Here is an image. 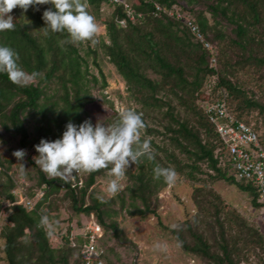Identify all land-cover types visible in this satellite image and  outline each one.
Returning <instances> with one entry per match:
<instances>
[{
  "label": "trees",
  "instance_id": "obj_1",
  "mask_svg": "<svg viewBox=\"0 0 264 264\" xmlns=\"http://www.w3.org/2000/svg\"><path fill=\"white\" fill-rule=\"evenodd\" d=\"M183 1L192 5L189 7L192 19L212 44V51L195 40L189 28L175 16L153 14V2L171 9L173 4ZM103 4L112 7L105 16L100 14ZM88 5L92 15L101 17L107 41L100 40V47L125 82L128 100L136 106L133 109L142 113L146 124L142 136L150 140L156 159L149 162L142 158L136 172L127 171L130 183L114 198H106V203L95 195L91 185L97 178L106 177L107 170L87 173L82 187L68 179H50L40 173L37 190L43 193L27 209L15 203V194L11 192L15 182L7 175L0 156V175L5 176L4 180L0 177V211L7 212L6 223L0 227V240L7 264H70L71 256L73 264H80L77 249L70 246L69 239L63 236L62 242L52 247L48 229L53 230L41 224L42 218L57 210L51 200L59 197L62 188L65 191L61 192V199H68V207L74 214L64 227L55 230L56 234L71 233L73 216L82 213L93 216L104 233L112 231L119 238L118 223L112 217L121 210L140 218L156 214L157 194L168 185L162 179H153L157 163L173 167L178 179L192 186L190 196L195 212L178 222L183 230L177 233L164 226L175 241L179 237L184 252L203 264H240L253 253L264 264L263 235L237 210L228 207L211 183L224 180L233 184L249 195L253 207L260 208L257 186L238 181L231 174L227 144L206 113L207 104L219 99L216 93L222 88L227 93L230 112L248 124L264 146V117L259 118L264 114V102L249 96L254 92L252 85L262 88L264 94V0H137L129 5L133 20L122 4L88 0ZM47 8L52 5H39L38 10L30 7L23 13L19 7L13 9L16 29L0 32V45L19 54L18 63L26 72L39 73L25 86L12 83L6 73H0L1 142H6L4 134L11 131L20 136V146L27 147L29 116L39 123L36 130L40 134L62 135L67 122L79 125L88 119L84 107L94 100L93 85L89 82H98L97 78H87L85 60L77 44L63 43L68 38L66 32L49 31L44 35L42 13ZM22 15L31 23L24 24ZM120 20H124L123 26ZM213 56L215 65L211 62ZM98 71L99 88L104 89L107 82ZM208 86L210 96L205 94ZM107 102L113 109L112 102ZM118 115L113 111L111 121L105 124L117 120ZM52 126L56 128L54 132ZM41 138L44 136L38 137L35 145ZM34 193L26 195L31 198ZM4 202L8 204L3 209ZM116 202L117 209L113 208ZM76 223L81 226L79 220ZM76 240L81 242L83 238L77 236ZM102 246L105 253L113 252L106 245V238ZM105 259L107 264L113 263L108 256Z\"/></svg>",
  "mask_w": 264,
  "mask_h": 264
},
{
  "label": "rangeland",
  "instance_id": "obj_2",
  "mask_svg": "<svg viewBox=\"0 0 264 264\" xmlns=\"http://www.w3.org/2000/svg\"><path fill=\"white\" fill-rule=\"evenodd\" d=\"M130 5L137 0H120ZM186 8L184 10L182 6ZM192 5H187L185 1L180 4H173L172 10L179 12L181 16H186L192 18V11L189 7ZM197 6H193V8ZM112 7L108 4H103L100 7L101 16L108 15ZM170 12V14L173 13ZM130 12V11H128ZM95 17V16H94ZM96 18V17H95ZM100 18V19H99ZM96 18L99 25V32L96 37V43L84 42L77 44L79 48V54L83 56L85 60V65L87 67V78H92L95 76L98 82L90 81L89 85L93 88L91 89L94 100L87 103L84 107L86 111L87 118L95 125L97 121L107 122L111 121V115L113 111H117L123 107L135 108V104L128 100V93L126 91L125 82L117 74L115 67L109 62L107 56L103 53L100 47V40L107 41L105 34L104 24L101 22V17ZM212 46V44H211ZM213 47V46H212ZM214 49V48H213ZM98 70H101L105 76L107 85L104 89H100L101 77ZM216 78V77H215ZM212 81H215L213 79ZM264 87V86H263ZM262 88H258L252 85L253 94L250 93L249 96L256 98L257 100L264 102V94L261 91ZM205 94L210 96L211 88L206 87ZM107 101L112 102L113 109ZM255 114L257 113L254 112ZM39 117V115H37ZM264 114L259 116L261 119ZM264 121V118H263ZM39 123L35 118L29 116L26 120V127L29 132V144L27 147H22L19 144L20 136L13 134L11 131L4 134V140L6 142L0 141V156L1 160L6 167L7 175L15 182L14 190L18 192L16 197L19 195H24L23 198L28 195V192H36L37 194L31 197L36 200L37 196H40V191L37 190V182L40 177V173L44 174L45 177L49 178L39 166L35 164L33 157L37 156L38 153L35 150V140L44 136V139L52 141L61 138L62 135L54 132L56 128L52 126L51 131L54 133L41 134L37 132L36 126ZM144 132V130H143ZM142 132V133H143ZM150 137V136H147ZM158 141V139H156ZM18 149L26 150V155L22 161H18L16 157L13 156V152ZM21 163L25 166V171L20 172L22 167ZM128 171L134 173L137 171L135 164H131ZM84 177L87 173H84ZM4 180L5 176L0 175ZM109 177H99L96 182L91 185L94 188L95 195L107 198L104 189L106 186V181ZM124 187L130 183L127 178L122 181ZM212 187L223 197L224 202L228 207L237 210L239 214L252 226L257 228L259 232L263 235L264 239V210L260 208H255L250 203V197L247 193L243 191H238L237 188L226 182L224 180H217L211 183ZM123 187V188H124ZM191 190L192 186L188 182H183L178 179L174 185H167L161 189L157 194V207L156 214H150L145 218H140V216H129L126 210H121L120 214L113 216L112 218L118 223V229L120 230L119 238L112 234V231H106L104 233V239L106 238V245L108 248H112L113 252L106 251L105 256H108L110 260L113 261L112 264H203L197 257L192 254L184 252L181 247H176L175 239L169 234L168 231L164 229V226H169L173 223H178L184 220L191 214L195 212V206L191 200ZM65 189H61L58 193L57 199H52V206H57V210L53 213L47 215L48 226L52 228L53 231L49 230V242L54 248L62 242L60 235L56 234L55 230H59L64 227L67 223L68 217L74 214L73 211L68 207V199H61V192ZM42 192V191H41ZM123 192V191H122ZM27 194V195H26ZM35 194V193H34ZM126 202H129L128 194L126 193ZM38 200V199H37ZM36 200V201H37ZM35 201V202H36ZM7 202H4L3 209L7 206ZM137 204L141 207L140 203ZM119 207L118 202H116L113 208L117 209ZM7 212L5 210L0 211V227L5 224V218ZM87 216L79 213L77 216H73L71 224L73 231L78 233L84 225L88 224ZM79 220L81 226H78L76 221ZM88 220V221H87ZM157 240L167 241L169 243V250L167 253H160L154 251L152 245ZM2 241L0 240V264H7L4 259V254L2 251ZM74 257L69 258L70 264H73ZM240 264H260L258 257L253 253L246 256V259H242Z\"/></svg>",
  "mask_w": 264,
  "mask_h": 264
},
{
  "label": "clouds",
  "instance_id": "obj_3",
  "mask_svg": "<svg viewBox=\"0 0 264 264\" xmlns=\"http://www.w3.org/2000/svg\"><path fill=\"white\" fill-rule=\"evenodd\" d=\"M52 5L42 13L45 27L44 35L52 33H67L68 38L63 43H96L99 25L94 15L88 11V0H0V32L14 31L15 18L12 10L19 7L26 12L30 7L37 9L39 5ZM53 8L55 10H53ZM24 24L31 22L22 15ZM23 24V25H24ZM19 54L11 47L0 45V73H6L9 80L17 85L25 86L33 81L39 73L26 72L18 63ZM146 124L142 113L130 107L119 110L118 119L111 124L97 121L94 125L85 119L79 125L69 121L61 138L49 141L41 138L34 145L37 156L33 157L35 164L50 178L67 180L77 172L91 174L100 170H107L109 179L106 181L104 193L108 199L117 196L124 187L122 181L131 164L142 163V158L149 162L156 159L151 142L143 138L142 132ZM26 150L18 149L13 156L22 161ZM20 172L25 171L21 163ZM153 179L163 180L165 184L174 185L178 180V173L173 167L155 164ZM101 202L107 200L101 197ZM42 225H48L46 217L42 218ZM169 227L177 233L183 230L180 223L170 224ZM182 241L177 236L176 247H181ZM154 251L167 253L169 243L157 240L153 243Z\"/></svg>",
  "mask_w": 264,
  "mask_h": 264
},
{
  "label": "built area",
  "instance_id": "obj_4",
  "mask_svg": "<svg viewBox=\"0 0 264 264\" xmlns=\"http://www.w3.org/2000/svg\"><path fill=\"white\" fill-rule=\"evenodd\" d=\"M112 3L122 4L128 16L131 20L134 19L133 9H131L125 2L120 0H108ZM150 1V0H144ZM155 10L153 14L156 16L159 12H163L167 16H175L178 20H181L190 30L194 39L200 42L203 47L212 51L213 47L211 43L205 39L199 30L198 25L190 17L181 16L179 12H175L171 9H165L157 2H153ZM170 14V12H172ZM181 13V12H180ZM120 25H124V20L119 21ZM213 65H215L214 56L211 59ZM219 99L210 102L206 106V113L209 121L215 126V129L222 140L227 144L230 172L234 178L242 182H252L257 186V200L261 204V208L264 210V146L259 143L257 133L246 123L237 119L228 109L226 103V92L220 88L216 93ZM209 96V95H208ZM213 101V100H212ZM84 172H77L73 174L68 180L72 184L82 187L84 184ZM16 195L14 189L11 191ZM40 196L43 192H39ZM37 194L35 192L34 196ZM19 195L15 198V203L23 204L27 209H31L36 200L32 198ZM89 220V221H88ZM88 224L84 225L80 232L76 233L72 231L69 234H58L60 238L67 237L70 241V246L77 249V255L80 258V264H107L105 259V249L102 246L104 239V230L101 225L95 221L93 216L88 219ZM77 236H82L83 240L78 242Z\"/></svg>",
  "mask_w": 264,
  "mask_h": 264
}]
</instances>
